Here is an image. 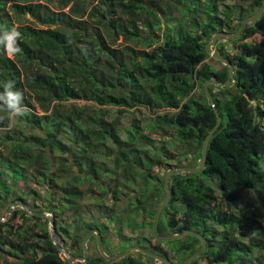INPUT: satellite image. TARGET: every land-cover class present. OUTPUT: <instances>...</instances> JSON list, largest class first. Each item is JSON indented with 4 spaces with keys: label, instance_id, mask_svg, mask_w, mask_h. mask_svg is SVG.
Wrapping results in <instances>:
<instances>
[{
    "label": "trees",
    "instance_id": "obj_1",
    "mask_svg": "<svg viewBox=\"0 0 264 264\" xmlns=\"http://www.w3.org/2000/svg\"><path fill=\"white\" fill-rule=\"evenodd\" d=\"M222 1L0 0V25L18 27L22 50H0V91L15 81L28 110L15 122L0 112V218L15 201L51 214L59 241L77 258L93 228L103 247L104 236L114 241L113 253L139 236L142 248L174 264L197 252L198 238L159 242L151 226L164 174L195 167L216 122L203 83H224L228 68L206 44L217 32L235 33L264 6L237 0L218 11ZM220 41L214 46L232 65L234 83L208 90L222 122L204 167L171 177L163 209L171 211L164 225L161 213L158 230L205 239L189 264H264V13L238 38ZM133 109L172 111L130 118L123 138L113 111ZM246 192L255 203H242ZM124 221L138 233L125 234ZM96 243L92 235L80 264H164L139 252L107 262ZM0 256L3 264H76L52 243L49 218L20 207L0 222Z\"/></svg>",
    "mask_w": 264,
    "mask_h": 264
},
{
    "label": "water",
    "instance_id": "obj_2",
    "mask_svg": "<svg viewBox=\"0 0 264 264\" xmlns=\"http://www.w3.org/2000/svg\"><path fill=\"white\" fill-rule=\"evenodd\" d=\"M263 13H264V6L260 10L255 12L254 14L250 15L248 18L242 20L240 23V26L238 27V29L235 33L230 34L228 32H224V31L217 32L210 38L209 42L206 44L207 54L209 56H211L212 58L216 59L217 61H219L222 65L227 66V68H228L227 78H226L224 83H219L216 80V78H214V77L206 80L203 83V90H204V93L206 95L208 105L213 109L214 115L216 117V122L204 138L203 145H202V151H201V157L197 161L196 166L195 167H189V168H186V167L171 168V169L167 170V172L165 173L164 181H163V188H164L165 195H164V198L162 199L161 203L156 208V211H155L154 216H153L152 226H151L153 236L159 242L175 241V240L181 239L185 236L196 237L200 240L201 247L199 248V250L197 252H195L193 255H191L190 257L186 258L180 264H189L193 260H195L199 255H201L202 252L206 248L205 239L199 233L192 231V230H184L180 233H177L174 235H168V236L167 235H160V233L158 232V224H159L161 213H162L163 209L165 208V206H167V204L169 203L171 196H172V191L170 188L171 177L174 175H178V174L185 176L188 173H198L204 167L205 158H206V151H207L209 140L211 139V137L214 135V133L217 131V129L221 125L222 116L220 115L219 110H218L217 106L215 105L213 97L208 90V86L214 85L215 87H218V88L228 89L234 83V80H232V78H233V67H232V65L220 53L212 50V46L215 44L216 41H218L220 39H226V40L236 39L242 33L244 28L249 23L254 22L256 19H258L260 16H262ZM17 207H20L21 209H23L25 212H27V214H30L33 216H38V217H43V218H49L50 239H51L52 243L56 246L58 251L61 254H63L70 263L80 264V263L86 262L87 255H88L87 242H88L90 236L92 234H95L96 239H97L96 245H97V249L99 251V254L107 262H111V261H115L117 259H121L123 257L130 255V253H133V252H139V253L146 255L150 258H153V259H155L161 263L174 264L170 260L165 258L164 256L157 254V253L150 252L148 250H144L138 246L129 247L124 252L111 254L108 256L106 254V252L104 253V251L102 249V245H101L102 241H101V236H100L98 229H92L86 235V237L83 241V244H82L83 256L80 258L71 256L64 249V247L62 246V242L59 241V237L55 234V231L53 228V222H52L53 219H52L51 214L30 211L29 208L22 201H15V202L10 203L8 209L6 210L5 217L0 218V222L6 221L8 219V217L12 214L13 210Z\"/></svg>",
    "mask_w": 264,
    "mask_h": 264
},
{
    "label": "clouds",
    "instance_id": "obj_3",
    "mask_svg": "<svg viewBox=\"0 0 264 264\" xmlns=\"http://www.w3.org/2000/svg\"><path fill=\"white\" fill-rule=\"evenodd\" d=\"M20 38L21 32L19 31L17 26H12L11 28H8L4 25H0V50L6 52L9 56H15L22 51L18 44ZM220 40H225L224 43H226V39ZM214 45L212 46V50L217 52ZM23 101L24 95L22 91L15 88V81H6L3 85V91H0V112L6 113L7 117L10 118L13 122H15L19 118H22L27 114L28 110L26 106H24ZM4 118V116H0V120Z\"/></svg>",
    "mask_w": 264,
    "mask_h": 264
},
{
    "label": "rangeland",
    "instance_id": "obj_4",
    "mask_svg": "<svg viewBox=\"0 0 264 264\" xmlns=\"http://www.w3.org/2000/svg\"><path fill=\"white\" fill-rule=\"evenodd\" d=\"M238 2L239 3H242V0H238ZM237 2V0H236V2L235 1H231V0H224V2L222 1V2H218V11H221V9L223 8V7H226V6H229V7H233V6H235L236 5V3H238ZM245 4H243V6H244ZM176 15V14H175ZM162 27V26H161ZM159 34H161L162 35V37H163V32H164V30L161 28V29H159V30H156ZM121 41H122V38L119 36V37H117V39H116V43H115V45H117V44H119V43H121ZM221 43H224L225 42V40H222V41H220ZM216 67H218V68H220L221 66L220 65H216ZM229 89V88H228ZM228 89H226V90H228ZM218 90L216 89L215 90V92H217ZM135 109V108H134ZM125 110V111H122V112H117V111H113V113L114 114H117L118 116H119V118H120V122H121V124H122V133H121V136L124 138L125 136V133H124V131H125V129L128 127V125H129V120H130V118H133V117H135L137 120H142L143 119V117H145V119L148 117V118H150V117H154V116H156V115H160V114H163L164 112H167V111H169V112H171L172 110H164V111H161V112H158L157 114H154V113H150L149 111H146V110H143V109H137V110H140V111H137V110ZM174 111V110H173ZM146 131V130H145ZM171 152H173L172 150H171ZM171 164H175V161L174 162H172ZM161 194H162V192H160V195H159V198L161 197ZM246 201H249V202H252V203H255V199H254V197H253V194L251 193V192H246L245 193V195H243L242 196V203H244V202H246ZM38 203V202H37ZM39 204V203H38ZM242 205V204H241ZM240 205V206H241ZM171 211V209H168V210H166V211H163L162 212V218H163V225H164V222H165V220H164V216H165V214L168 212H170ZM27 213V212H26ZM29 215V214H28ZM120 220H122V218L120 217L119 218ZM160 222H161V227H162V219L160 220ZM164 227V226H163ZM165 228H167V226L165 225ZM123 229H124V231H125V234H133V235H136V233H138V229H135V231L132 229V227L131 226H129V224L128 223H126L125 221L123 222ZM149 229V228H148ZM159 230H160V228H159ZM159 230H158V232H159ZM130 232V233H129ZM166 233H168V231L166 230ZM130 234V235H131ZM145 234V233H144ZM160 235H162V232H161V234ZM136 237V236H135ZM147 237H148V239H150V238H152L151 237V235L150 234H147ZM137 238H140V236L139 237H137ZM135 239L134 241H135V243H134V246H139L140 245V247H144L143 245H144V243H145V240L143 239V238H140V239ZM152 239H154V238H152ZM104 247L102 246V249H103V251H104V253L106 252V254L109 256V255H111V254H113V252H112V250H113V248L112 247H114L113 246V240L112 239H110L108 236H104ZM179 243V241L178 242H175V244H178ZM138 244V245H137ZM102 245V244H101ZM129 247V246H128ZM127 247V248H128ZM127 248H125V250L127 249ZM131 254V253H130ZM2 256H0V264H3L2 263V258H1ZM146 260H148V259H146ZM149 261H150V259H149Z\"/></svg>",
    "mask_w": 264,
    "mask_h": 264
},
{
    "label": "flooded vegetation",
    "instance_id": "obj_5",
    "mask_svg": "<svg viewBox=\"0 0 264 264\" xmlns=\"http://www.w3.org/2000/svg\"><path fill=\"white\" fill-rule=\"evenodd\" d=\"M163 198H164V197H163ZM161 201H162V200H161ZM160 203H161V202H160ZM93 229H97V228H93ZM90 230H92V229H90ZM90 230H89V231H90ZM98 230H99V229H98ZM89 231H88V232H89ZM87 234H88V233H87ZM92 235H95V234H92ZM92 235L90 236V238L92 237ZM95 237H96V235H95ZM90 238H89V240H90ZM84 239H85V238H84ZM89 240H88V241H89ZM83 241H84V240H83ZM101 241H102V240H101ZM87 243H88V242H87ZM96 244H97V243H96ZM62 246H63V243H62ZM129 247H134V246H129ZM129 247H128V248H129ZM138 247H140V246H138ZM140 248H142V247H140ZM142 249H144V250H148V251L152 252L149 248H146V249H145V248H142ZM124 251H125V250H124ZM124 251H122V252H124ZM117 253H120V252H117ZM153 253H154V252H153ZM113 254H116V253H113ZM157 254H158V253H157ZM145 256H146V255H145ZM117 260H119V259H117ZM179 264H180V263H179Z\"/></svg>",
    "mask_w": 264,
    "mask_h": 264
}]
</instances>
